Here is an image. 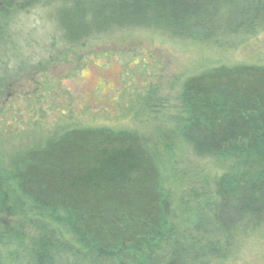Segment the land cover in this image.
<instances>
[{"label": "trees", "instance_id": "trees-1", "mask_svg": "<svg viewBox=\"0 0 264 264\" xmlns=\"http://www.w3.org/2000/svg\"><path fill=\"white\" fill-rule=\"evenodd\" d=\"M61 3L68 10L66 48L118 33L211 46L264 34V0H29L0 28L16 36L21 11ZM15 61L19 70L27 62ZM179 101L170 133L71 129L9 160L0 180L14 192L15 214L33 223L38 235L27 244L12 239V252L0 235L5 264H208L259 234L264 65L204 71L184 83ZM187 162L214 171L206 180L211 192L196 210L177 207L168 174ZM209 205L218 218H205Z\"/></svg>", "mask_w": 264, "mask_h": 264}, {"label": "rangeland", "instance_id": "rangeland-1", "mask_svg": "<svg viewBox=\"0 0 264 264\" xmlns=\"http://www.w3.org/2000/svg\"><path fill=\"white\" fill-rule=\"evenodd\" d=\"M27 1L0 0V24ZM64 7L21 11L16 36L8 37L0 28V82L9 76L8 69L11 74L0 84L1 180L14 156L41 148L71 129L108 126L148 137L159 130L170 133L188 79L222 66L264 65V34L211 46L149 32L118 33L66 48ZM22 58L27 62L18 70L15 60ZM210 169L187 162L168 171L177 207L196 210L208 197L212 183L206 180L214 176ZM1 183L0 235L10 246L5 251L12 252V239L27 244L38 229L15 214L14 192ZM208 208L205 218L220 216L213 205ZM258 233L208 264H264V229ZM5 254H0V264L6 263Z\"/></svg>", "mask_w": 264, "mask_h": 264}, {"label": "flooded vegetation", "instance_id": "flooded-vegetation-1", "mask_svg": "<svg viewBox=\"0 0 264 264\" xmlns=\"http://www.w3.org/2000/svg\"><path fill=\"white\" fill-rule=\"evenodd\" d=\"M18 70H19V69H18ZM8 71H9V74H10V70H9V69H8ZM12 75H13V73H12ZM10 76H11V75H10ZM6 79H7V78H6ZM6 79H5V80H6ZM5 80H4L3 82L1 81L0 84H3V83L5 82Z\"/></svg>", "mask_w": 264, "mask_h": 264}]
</instances>
